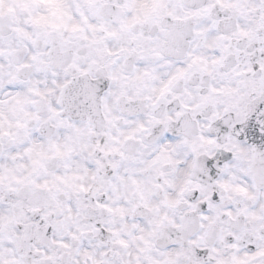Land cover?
<instances>
[{"label":"snow or ice","instance_id":"1","mask_svg":"<svg viewBox=\"0 0 264 264\" xmlns=\"http://www.w3.org/2000/svg\"><path fill=\"white\" fill-rule=\"evenodd\" d=\"M0 264H264V0H0Z\"/></svg>","mask_w":264,"mask_h":264}]
</instances>
